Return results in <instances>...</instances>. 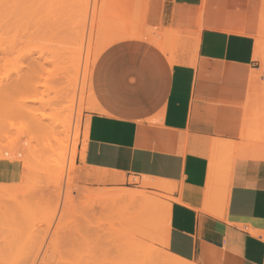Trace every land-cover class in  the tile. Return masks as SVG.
<instances>
[{
  "label": "crops",
  "instance_id": "obj_1",
  "mask_svg": "<svg viewBox=\"0 0 264 264\" xmlns=\"http://www.w3.org/2000/svg\"><path fill=\"white\" fill-rule=\"evenodd\" d=\"M261 1L147 0L91 74L78 160L170 186L166 250L189 262L264 264V144L242 141Z\"/></svg>",
  "mask_w": 264,
  "mask_h": 264
},
{
  "label": "rangeland",
  "instance_id": "obj_2",
  "mask_svg": "<svg viewBox=\"0 0 264 264\" xmlns=\"http://www.w3.org/2000/svg\"><path fill=\"white\" fill-rule=\"evenodd\" d=\"M138 2L0 0L2 260L169 264L161 223L110 201V189L141 190L138 179L123 178L119 185L97 181L77 158L82 126L97 109L91 78L85 84L83 71L106 43L145 33L147 0L144 14ZM255 37L257 74L263 79L245 104L242 141L264 144V0ZM163 189L145 191L159 203H170Z\"/></svg>",
  "mask_w": 264,
  "mask_h": 264
},
{
  "label": "bare ground",
  "instance_id": "obj_3",
  "mask_svg": "<svg viewBox=\"0 0 264 264\" xmlns=\"http://www.w3.org/2000/svg\"><path fill=\"white\" fill-rule=\"evenodd\" d=\"M118 1V0H117ZM120 1V0H119ZM129 1V0H128ZM139 2H143V4H141L140 6H137L140 8L141 12H142V9L143 6H144V2L145 0L141 1V0H138ZM103 2V1H102ZM123 2V1H122ZM125 2V1H124ZM114 4V3H113ZM117 4V2H116ZM119 4V3H118ZM108 5V4H107ZM143 5V6H142ZM110 6V5H108ZM117 6V5H116ZM111 7V6H110ZM128 7V6H127ZM142 8V9H141ZM121 9V7H120ZM138 9V8H137ZM127 10V9H126ZM140 10L138 11V13L140 12ZM145 10V9H144ZM111 11V10H110ZM122 11V10H121ZM144 12V11H143ZM142 12V14H144ZM109 15V14H108ZM115 15V14H114ZM120 15V14H119ZM139 16V15H138ZM141 16V15H140ZM116 17V16H115ZM122 18L121 16H117L116 18L119 19ZM143 17V16H142ZM115 20V19H114ZM120 20V19H119ZM122 20V19H121ZM120 20V21H121ZM140 20V19H139ZM141 22V21H140ZM259 33V32H258ZM140 37V36H144L143 33H135V32H132V33H128V34H125L123 37H121L120 39H124V38H127V37ZM123 41V40H122ZM114 41H110L108 43H106V45L104 46V48H102V50H106L108 47H110L111 45H113ZM119 42V41H118ZM82 47H83V43L81 42L79 45H78V51H79V54H81L82 52ZM77 50V49H76ZM102 51V52H103ZM256 51H257V48H256ZM101 52V53H102ZM98 59V58H97ZM97 59L94 60V62L92 63L93 65L91 66V68H89V65L86 67V69L83 71V76H82V80L84 81V83L86 84L87 83V80L89 78V82H90V78H91V74L93 76V73H94V69H95V64L97 62ZM36 62V61H35ZM38 62V61H37ZM106 62V61H105ZM104 64V63H103ZM102 64V66H103ZM36 67H37V64H35ZM40 65V64H39ZM39 65L37 68H39ZM41 68V66H40ZM105 68V67H104ZM41 70V69H39ZM92 72V73H91ZM102 72V71H101ZM100 72V73H101ZM105 75H103L102 77H104ZM93 79V77H92ZM105 79V78H104ZM101 81V80H100ZM92 83V82H91ZM91 90V88H90ZM245 126V125H244ZM3 153V152H2ZM0 153V157H4L5 158V154H2ZM93 158V157H92ZM103 171V170H102ZM107 171V170H106ZM100 172V171H98ZM105 172V171H104ZM103 173V172H102ZM105 174V173H104ZM93 179H96L97 181L98 180H104V183H107V184H116V185H119L123 182V178L119 175H115V176H105V175H100L98 173H95L92 175ZM137 184V187L140 188L141 190H129V189H110V193L112 194L111 196V199L110 201L112 203H122V204H125L126 205V208L127 210H132L134 213H135V216H143L151 221H155V223H158L160 222L162 227L164 228V236H165V247H166V232H167V221H168V211H169V208H170V203H164L162 204V202H157L155 199V197H153L152 195H149L146 193L145 190H148V189H152V190H164L163 188L165 187V189L168 190V192H172V189L170 186H167L166 184L162 185V183L160 184V182L157 181L156 182H148V181H138L136 182ZM167 187H166V186ZM164 186V187H163ZM121 187V186H120ZM165 190V191H167ZM170 190V191H169ZM7 192V191H6ZM2 193V192H1ZM2 197V195H1ZM159 201V200H158ZM161 206H160V205ZM158 221V222H157ZM162 254V253H161ZM164 256V255H163ZM168 258V261H169V264H194L192 262H189V261H186V260H183V259H180L178 257H175L173 255H171L169 252H168V255L165 256ZM0 262H5L6 264H10V262H7L6 260H2L0 258Z\"/></svg>",
  "mask_w": 264,
  "mask_h": 264
}]
</instances>
